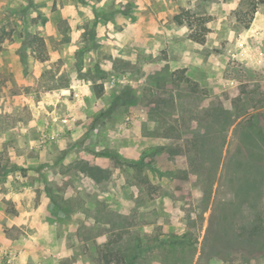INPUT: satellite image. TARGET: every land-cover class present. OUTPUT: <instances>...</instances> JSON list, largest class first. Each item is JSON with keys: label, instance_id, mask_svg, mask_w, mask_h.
Instances as JSON below:
<instances>
[{"label": "rangeland", "instance_id": "1", "mask_svg": "<svg viewBox=\"0 0 264 264\" xmlns=\"http://www.w3.org/2000/svg\"><path fill=\"white\" fill-rule=\"evenodd\" d=\"M241 3L0 0V264H264L231 241L264 209L239 195L264 175V5L245 30Z\"/></svg>", "mask_w": 264, "mask_h": 264}, {"label": "trees", "instance_id": "2", "mask_svg": "<svg viewBox=\"0 0 264 264\" xmlns=\"http://www.w3.org/2000/svg\"><path fill=\"white\" fill-rule=\"evenodd\" d=\"M260 5H264V0H242L240 10L237 12V18L240 23L244 25L245 30H249L255 19V15L258 12ZM174 21L179 26H187L190 30L189 39L200 44L205 45L207 42V36L210 33V29L207 27V24L211 21V18L206 17H197L192 14L189 10H182L177 16H175ZM34 40L36 43H40V46L43 48L45 42L42 38L35 37ZM43 61H47L46 57L42 58ZM219 111H216V113ZM249 129V128H247ZM256 148L261 153H264V145L260 142L255 143ZM206 145V144H205ZM263 145V146H262ZM204 143L201 140H196L194 142V147L199 151V157H204L201 155L200 150H203ZM143 164V163H142ZM141 164V166H142ZM144 165V164H143ZM193 167L198 168L200 163H197L196 160L192 161ZM240 167V166H239ZM260 167V166H258ZM248 178V177H247ZM242 183L241 180L238 181L240 186V197L241 204L244 202H250L262 198L264 196V175H256L255 177L248 178ZM252 179L251 182L248 180ZM251 203V202H250ZM259 203V202H258ZM251 226L241 227L236 230L235 236L231 241H235L236 245L239 246H249L250 248L263 245L264 244V209L261 213L255 216ZM177 238V236H176ZM107 264H111V260H106Z\"/></svg>", "mask_w": 264, "mask_h": 264}, {"label": "crops", "instance_id": "3", "mask_svg": "<svg viewBox=\"0 0 264 264\" xmlns=\"http://www.w3.org/2000/svg\"><path fill=\"white\" fill-rule=\"evenodd\" d=\"M255 29V28H254ZM251 30V28L249 29ZM207 43V42H206ZM207 45V44H206ZM13 247V246H12ZM7 249V248H6ZM10 249V255L11 257L14 259V264H17V261H19L20 259H22V256L25 254V251L22 250H18V248L16 249L15 247H13L12 249Z\"/></svg>", "mask_w": 264, "mask_h": 264}]
</instances>
